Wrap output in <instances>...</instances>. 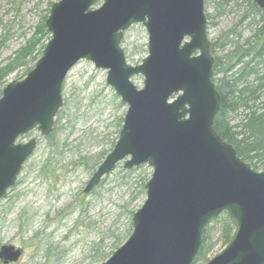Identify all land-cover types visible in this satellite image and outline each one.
Here are the masks:
<instances>
[{
  "label": "water",
  "instance_id": "obj_1",
  "mask_svg": "<svg viewBox=\"0 0 264 264\" xmlns=\"http://www.w3.org/2000/svg\"><path fill=\"white\" fill-rule=\"evenodd\" d=\"M253 2L264 11V0ZM44 25L51 39L42 57L1 92L0 199L37 145L18 139L35 129L51 134L64 80L84 60L107 71L106 85L128 107L86 192L121 162L126 170H153L131 235L102 264H193L205 228L222 213L234 232L206 264H264V172L253 171L212 129L220 98L204 0H60ZM134 25L145 28L147 57L130 66L121 41ZM135 76L143 77L140 90ZM22 256L20 248L0 247V264Z\"/></svg>",
  "mask_w": 264,
  "mask_h": 264
},
{
  "label": "rangeland",
  "instance_id": "obj_2",
  "mask_svg": "<svg viewBox=\"0 0 264 264\" xmlns=\"http://www.w3.org/2000/svg\"><path fill=\"white\" fill-rule=\"evenodd\" d=\"M59 1L0 0V68L28 44H35L24 65L2 79L0 92L10 82L24 79L42 57L51 37L46 29L48 34L42 36L36 30ZM218 2L204 0L210 45L230 29L244 40L261 27L258 19L251 25L249 20L239 23L248 9L246 3L234 10L227 8L225 15L217 17L214 8ZM121 48L130 66L140 65L147 57L145 28L134 25L124 32ZM106 77V70L80 61L64 80V105L53 132L43 137L35 129L18 139L21 144L35 139L37 145L15 185L0 199V247L9 245L23 251L16 264H101L102 258L110 257L132 233L133 215L146 200L144 187L152 176L151 167L126 170L121 162L86 192L93 174L116 143L127 111L106 85ZM132 82L142 89L141 76ZM238 119L228 116L231 125ZM218 218L209 225L207 262L226 247Z\"/></svg>",
  "mask_w": 264,
  "mask_h": 264
},
{
  "label": "trees",
  "instance_id": "obj_3",
  "mask_svg": "<svg viewBox=\"0 0 264 264\" xmlns=\"http://www.w3.org/2000/svg\"><path fill=\"white\" fill-rule=\"evenodd\" d=\"M242 3H246L248 9L239 23L249 20L251 25L258 19L261 27L254 29L253 34L244 40L234 28L230 29L210 45V54L214 58L212 82L220 98V109L213 120L212 129L223 142L233 147L237 157L247 163L253 171L263 172L264 11L259 9L253 0H220L214 10L216 16L221 17L226 14L227 8L234 10L240 8ZM36 34H48L44 24L36 30ZM34 46L35 44H28L12 61L0 68V83L7 75L24 65ZM217 53H220V56H217ZM229 115L239 116V119L231 125ZM226 216L224 213L223 218H218L222 220L221 241L223 240L224 245L230 242L234 231ZM209 225L203 232L202 246L193 264L207 263L206 256L211 248L209 238L212 232ZM108 257L109 255L103 257L100 263Z\"/></svg>",
  "mask_w": 264,
  "mask_h": 264
}]
</instances>
